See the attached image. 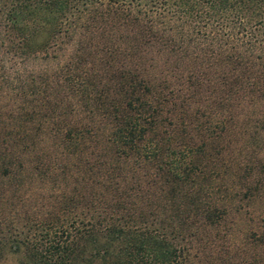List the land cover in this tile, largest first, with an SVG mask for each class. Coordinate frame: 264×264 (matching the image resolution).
I'll return each mask as SVG.
<instances>
[{
	"label": "trees",
	"instance_id": "trees-1",
	"mask_svg": "<svg viewBox=\"0 0 264 264\" xmlns=\"http://www.w3.org/2000/svg\"><path fill=\"white\" fill-rule=\"evenodd\" d=\"M64 44L52 76L27 67ZM6 254L264 264V0H0Z\"/></svg>",
	"mask_w": 264,
	"mask_h": 264
},
{
	"label": "rangeland",
	"instance_id": "rangeland-1",
	"mask_svg": "<svg viewBox=\"0 0 264 264\" xmlns=\"http://www.w3.org/2000/svg\"><path fill=\"white\" fill-rule=\"evenodd\" d=\"M71 48V45L64 44L63 48H61L60 50L49 52L51 56H54L51 59L48 58L49 60H45L41 59V57H38L36 59L28 61L27 67L29 69L34 68L35 70L37 68L41 70L48 67V70H45L46 72L48 71L50 76H52L51 72L58 68V65H60V62L63 60L66 54L70 52ZM15 84L16 83L13 82L11 83V86H15ZM259 203L260 202L256 200L250 203H247L245 200L241 202L235 201L234 204L232 203V209L229 211L226 219L227 225H231L230 229L232 228V232L227 236V240H229V242H231L232 244L229 246L230 248H228L230 250L228 252L229 254H232L233 250L236 247L238 248L239 246H241L240 244H242L241 241L244 238L245 232L247 233V235L251 232L250 226H252L256 219V214L251 209L261 210V205H259ZM231 221H233V223H231ZM17 261V256L12 254H6L5 256L0 258V264H18Z\"/></svg>",
	"mask_w": 264,
	"mask_h": 264
}]
</instances>
